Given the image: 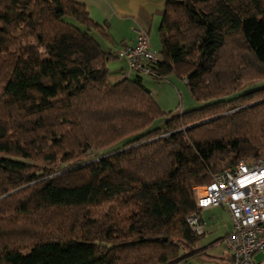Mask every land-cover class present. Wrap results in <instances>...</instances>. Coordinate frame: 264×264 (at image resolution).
Here are the masks:
<instances>
[{
	"label": "trees",
	"instance_id": "1",
	"mask_svg": "<svg viewBox=\"0 0 264 264\" xmlns=\"http://www.w3.org/2000/svg\"><path fill=\"white\" fill-rule=\"evenodd\" d=\"M99 29L80 2L0 0V264H188L204 250L186 223L192 187L231 154L264 160V129L232 137L236 116L212 117L244 96L221 98L248 62L264 66V0H164L148 75H175L203 102L176 114L140 73L108 82L117 56Z\"/></svg>",
	"mask_w": 264,
	"mask_h": 264
},
{
	"label": "rangeland",
	"instance_id": "2",
	"mask_svg": "<svg viewBox=\"0 0 264 264\" xmlns=\"http://www.w3.org/2000/svg\"><path fill=\"white\" fill-rule=\"evenodd\" d=\"M160 17L155 22L154 27H151L149 32L150 42L152 43V51L154 54L159 55L160 51V40L157 33V27L159 24ZM156 21V18H155ZM236 40H232L231 48H228V53L231 51L238 52L237 45L233 44ZM229 46V47H230ZM228 58V57H227ZM225 58V59H227ZM125 60V59H124ZM120 59H111L107 63L108 82L113 84L118 81L115 79L113 74L120 73L121 70H130L127 66V62ZM131 71V70H130ZM142 78V83L146 86L149 91L151 89L152 95L158 93L163 95V100L156 101L160 108L171 114H176L181 110L190 109L200 106L203 102L195 100L189 92L188 87L183 83L184 80L180 79L175 75H169L162 79H154L147 74H140ZM135 74L132 72L130 77L134 78ZM150 87V88H149ZM243 94L244 96L235 100L232 104H235L233 107L224 108L219 113L214 114L212 117L219 115H235L234 130L232 137H243L248 136L253 140L257 138L262 139V129H264V66L253 65L248 62L242 72V77L240 80L239 90L230 95L222 96L221 98H229L238 94ZM155 97V96H154ZM162 97V96H161ZM258 104V106H256ZM249 109L242 114V109ZM163 118L157 119L154 121L152 126L161 124ZM182 128V127H181ZM136 133V132H135ZM199 137H220V133L216 130V127L206 130L203 133L197 132ZM99 151H89L85 154L80 155L77 158H80V163L89 162L98 158ZM112 153V152H109ZM257 158H248L246 161L253 160ZM75 159H72L70 162H74ZM85 160V161H84ZM233 155L227 156L219 164L220 168L227 167L233 162ZM262 160V159H261ZM11 192V191H10ZM13 208V206L11 205ZM109 203L97 206L89 207V211L92 215L99 217L103 216L106 211H108ZM3 204H0V210H2ZM202 219L204 221V234L200 237L197 242V245H202L206 249L201 251L200 254L190 257L188 259V264H228L226 255L229 254L228 250L223 246V244L218 243V239L223 236L226 231L230 228V220L222 206L213 208L208 212L201 213ZM6 220V219H5ZM10 220V219H9ZM13 221V220H12ZM11 222V220H10ZM8 221L5 223L7 224ZM23 224V223H20ZM19 227L22 228L23 225ZM41 228V229H40ZM37 227L38 231H44V229H49L48 226ZM201 250V247L200 249ZM261 256H264V250L257 251L254 255L255 259H259Z\"/></svg>",
	"mask_w": 264,
	"mask_h": 264
},
{
	"label": "built area",
	"instance_id": "3",
	"mask_svg": "<svg viewBox=\"0 0 264 264\" xmlns=\"http://www.w3.org/2000/svg\"><path fill=\"white\" fill-rule=\"evenodd\" d=\"M115 55L140 74H149L148 62L157 60L142 29L136 31L132 45L120 48ZM191 191L198 211L211 206H223L228 211L232 227L221 243L229 252V264H264V256L254 257L264 250V160H239L213 173L209 182L194 185ZM198 211L188 215L186 223L196 235H202L204 222Z\"/></svg>",
	"mask_w": 264,
	"mask_h": 264
},
{
	"label": "crops",
	"instance_id": "4",
	"mask_svg": "<svg viewBox=\"0 0 264 264\" xmlns=\"http://www.w3.org/2000/svg\"><path fill=\"white\" fill-rule=\"evenodd\" d=\"M73 1L84 4L90 17L95 22L103 26L104 28L103 30L100 29L94 30L92 31V34L99 41L101 47L105 51L113 52L114 55L115 52L120 48L126 45H132L135 42V35L137 30L142 29L146 31L149 37L150 36L149 32L151 30V27H154V24L155 22H157V19L159 17L161 19L164 10V0H73ZM157 33H158V27H157ZM151 44L152 43L150 42V49L152 50ZM113 59L124 60L123 58H119V57H114ZM124 62L126 63L125 60ZM130 70H121L120 73L118 72L116 75L113 74V76L115 79L118 78L122 79L124 77H130L132 72L136 75L135 71L133 70L130 71ZM150 93L151 94L153 93L151 92V89H150ZM154 96L153 97L156 101L157 100L159 101L160 98L163 100V95L160 93ZM216 207L218 206H211L200 210L199 212L200 216L201 213L208 212ZM223 208L225 209L231 224V219L228 214V211L226 210L225 207ZM231 227L232 224L223 236H225L231 231ZM223 236H221L217 240L218 243L221 244V239ZM197 246L204 248V250L206 249L202 245L200 246L197 245ZM226 259H227V263L229 264V259H230L229 254L226 255Z\"/></svg>",
	"mask_w": 264,
	"mask_h": 264
}]
</instances>
